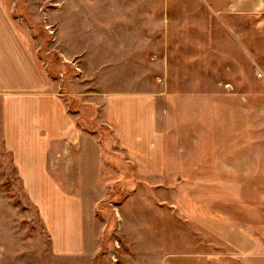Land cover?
Listing matches in <instances>:
<instances>
[{"label": "rangeland", "instance_id": "rangeland-1", "mask_svg": "<svg viewBox=\"0 0 264 264\" xmlns=\"http://www.w3.org/2000/svg\"><path fill=\"white\" fill-rule=\"evenodd\" d=\"M19 1L25 2L23 15L52 73L57 69L70 74L62 59L63 34L68 31L84 35L82 41L71 43L74 47L83 43L88 50L86 74L93 75L98 62L111 70L115 17L152 23L141 31L153 39L160 38L156 33L181 32L185 26L180 23L188 24L192 32L194 18H205L209 21L202 24L204 32L217 29L221 45L224 25L231 21L229 32L238 36L232 44L240 47L241 33L248 34L249 72L243 74L240 67L232 66L230 77L225 63H233L232 59L221 54L219 64L210 65L216 57L206 52L205 67H201L206 72L200 74L202 103L194 105L192 97L184 96L182 101L192 103L193 108L185 103L173 110L185 116L193 110L200 112L199 126L192 123L193 128H186L187 117L177 122L183 126L182 158L199 166L176 170L175 184L154 187L153 193L124 162L123 151L108 129L92 119V109L84 108L78 122L90 135L85 152H79L80 145L62 151L55 144L49 159L62 190L79 192L94 208L93 216L85 218L86 236L93 245L90 254L52 250L40 208L28 194L0 136V264H264V10L248 11L243 15V20L248 19L245 22L234 19L240 16L235 15L238 10L220 8L222 0ZM185 53L191 56L192 51ZM207 65L213 70L218 67L216 73L209 72ZM258 66L263 70L258 72ZM188 68L185 82L192 81L197 65L190 63ZM244 76L248 81H243ZM92 80L89 77L90 84ZM100 80L112 88L111 71ZM187 86L184 91L192 93ZM91 89L86 87V91ZM214 93L210 97L217 101H238L239 105L203 103ZM242 150L248 161L243 176L229 175L235 170L232 162L243 160Z\"/></svg>", "mask_w": 264, "mask_h": 264}, {"label": "crops", "instance_id": "crops-1", "mask_svg": "<svg viewBox=\"0 0 264 264\" xmlns=\"http://www.w3.org/2000/svg\"><path fill=\"white\" fill-rule=\"evenodd\" d=\"M222 2L220 8L238 10L235 15L240 16L234 18L236 21L247 22V18L243 20V15H247L248 11L264 10V0ZM23 3L19 0H0L2 145L11 154V161L22 183L40 208L45 227L51 235L52 250L66 255L90 254L93 245H89L86 236L85 218L93 216L94 208L79 192L62 190L51 173L54 167L49 159L52 147L59 144V148L66 151L80 145L82 148L79 152H85L90 135L78 120L85 112L84 108H90L92 119L108 129L123 151L124 162L133 168L147 189H151L150 193L159 185L175 184L179 174L176 170H190L194 166L191 159L182 158L184 148L180 135L184 136L183 126L177 122L179 117H182L180 121L187 117L188 123L185 122L184 126L193 128L192 123L199 126L201 116L195 110L186 116L173 110L185 103L188 109L193 108V104L202 103L200 74L206 72L201 69L202 65L205 67L206 52L216 57V62L210 61V65L219 64L221 54L232 59L233 63H225L230 77L234 67H240L241 73L248 74V34L241 33L240 47L232 44V40L238 42V36L229 32L232 27L230 21L224 25L226 33L221 45L217 29L216 32L213 29H208V32L203 30L202 24L209 20L194 18L192 32L188 24L180 23L185 26L181 27V32L178 29L175 35L155 32L160 38L153 39L152 34L141 31V27L152 23L143 19L115 17L112 19L111 70L104 62H98L94 74H86L88 50L83 43L75 47L71 43L74 40L82 41L84 35L68 31L63 34L65 58L62 59L70 74L60 70L57 72V69L52 73L48 63L39 55L38 38L23 15ZM149 30L154 33L151 27ZM188 49L192 51L191 56L188 54L191 60L185 53ZM237 58L240 61L236 63ZM190 63L193 66L196 64L197 70H192V81L185 82L184 72H189ZM208 68L209 72L216 73L218 67L215 70L210 66ZM259 70H263L262 67L258 66ZM110 71L112 88L106 87L104 81L100 80ZM245 76L243 81H248ZM89 77L93 78L91 84ZM215 81L212 83L216 84ZM245 84L242 86L248 88V84ZM186 85L192 93L184 91ZM86 87L92 89L86 91ZM215 94L209 95L203 103L239 105L238 101H217L210 97ZM184 96L192 97L193 104L183 102ZM240 134L247 136L243 131ZM239 156L243 160L240 163L232 162L235 170L228 172L229 175L243 176L242 171L248 161L243 150ZM197 166L199 164L194 167ZM78 167L91 168L92 165ZM76 260L72 257V261Z\"/></svg>", "mask_w": 264, "mask_h": 264}]
</instances>
